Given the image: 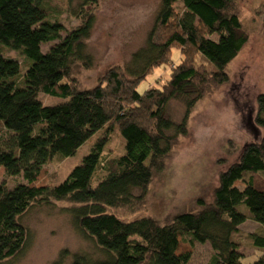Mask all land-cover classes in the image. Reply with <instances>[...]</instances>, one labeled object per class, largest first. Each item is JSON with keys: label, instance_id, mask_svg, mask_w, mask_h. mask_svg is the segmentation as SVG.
Masks as SVG:
<instances>
[{"label": "trees", "instance_id": "1", "mask_svg": "<svg viewBox=\"0 0 264 264\" xmlns=\"http://www.w3.org/2000/svg\"><path fill=\"white\" fill-rule=\"evenodd\" d=\"M102 1L80 0L78 24L62 37L60 7L51 0H0V43L32 60L17 88L21 65L0 52V177L26 181L12 187L0 183V264L11 263L26 247L24 214L63 201L77 232L104 255L100 261L75 255L70 264H189L191 243L209 244L214 254L206 264H242L241 244L234 239L239 225L256 223L259 228L247 239L264 249V94L257 97L254 120L261 140L244 145L237 161L219 174L211 203L199 200L198 210L180 212L165 224L117 214L139 209L151 180L187 134L194 106L228 82L226 68L248 41L236 0H161L147 49L127 66L108 70L97 86L81 89L70 74L77 66H93L86 47ZM53 41L43 53L41 46ZM170 62L162 85L137 91ZM39 92L60 101L43 105ZM174 99L184 102L179 123L166 113ZM104 126L91 152L62 183L36 184L46 165L73 155ZM114 129L124 139V152L105 162L94 184L100 152ZM242 206L246 213L239 211ZM52 264L62 263L59 258ZM257 264H264V252Z\"/></svg>", "mask_w": 264, "mask_h": 264}, {"label": "rangeland", "instance_id": "2", "mask_svg": "<svg viewBox=\"0 0 264 264\" xmlns=\"http://www.w3.org/2000/svg\"><path fill=\"white\" fill-rule=\"evenodd\" d=\"M59 6L57 19L63 26L61 36L75 28V17L80 0H51ZM161 0H105L95 16L91 37L87 41L86 53L93 58V66L84 69L77 66L71 72L75 85L81 89L97 86L103 75L115 66H127L132 56L147 49V37L154 26ZM239 18L248 41L239 54L226 68L228 82L212 88L194 106L189 119L187 134L179 137L164 169L156 174L148 187L147 195L134 213H117L120 218L131 220L137 217H151L165 224L180 212L196 211L198 201L209 204L217 186L219 174L237 161L244 145L258 142L262 130L254 122L257 115V97L264 94V0H236ZM57 41L43 44L41 51L47 52ZM3 57L17 61L21 66L16 81L17 88L23 86V76L32 60L18 50L7 48L0 43ZM179 53L172 52V60H178ZM204 62V61H203ZM209 69L211 64L204 62ZM171 62L155 69L145 82L138 87L142 93L149 87L162 85L170 74ZM22 80V83H21ZM43 105H53L59 98L38 93ZM185 112L181 99L171 100L166 108L168 118L174 123L182 121ZM108 126V125H106ZM87 139L73 155L52 161L45 166L36 184L58 185L72 169L87 156L105 127ZM109 141L99 155V168L93 175L95 184L103 176L105 162L124 152V139L114 129L109 132ZM8 187L26 183L21 177H0V183ZM65 201L52 205L34 206L21 219L29 237L22 254L9 264H52L60 258L62 264H70L75 255L86 254L93 261L104 258L95 245L79 234L70 215L65 211ZM239 211L246 213L245 207ZM248 213V212H247ZM242 227L234 234L241 244L242 264H257L264 249L253 247ZM189 264H206L214 254L208 243H191Z\"/></svg>", "mask_w": 264, "mask_h": 264}, {"label": "crops", "instance_id": "3", "mask_svg": "<svg viewBox=\"0 0 264 264\" xmlns=\"http://www.w3.org/2000/svg\"><path fill=\"white\" fill-rule=\"evenodd\" d=\"M247 222H251L253 225H252V227H251L249 230H245V229H243V232H245V235H244V236L255 233V231L259 228V226H258L256 223L247 220V221H245L243 224H241V225L238 226V230H239V229H242V227L246 228V224H247ZM252 248H253V246L251 245V247L248 248V250L251 251ZM243 253H244V252H243Z\"/></svg>", "mask_w": 264, "mask_h": 264}]
</instances>
